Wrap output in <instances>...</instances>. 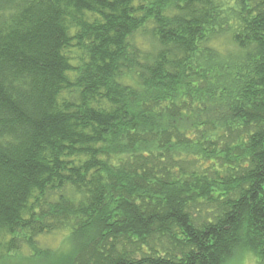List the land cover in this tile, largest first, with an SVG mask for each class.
<instances>
[{
    "label": "trees",
    "instance_id": "16d2710c",
    "mask_svg": "<svg viewBox=\"0 0 264 264\" xmlns=\"http://www.w3.org/2000/svg\"><path fill=\"white\" fill-rule=\"evenodd\" d=\"M249 254L264 0H0V264Z\"/></svg>",
    "mask_w": 264,
    "mask_h": 264
},
{
    "label": "rangeland",
    "instance_id": "374dc122",
    "mask_svg": "<svg viewBox=\"0 0 264 264\" xmlns=\"http://www.w3.org/2000/svg\"><path fill=\"white\" fill-rule=\"evenodd\" d=\"M64 235H65L64 232H56V233L41 237V240H42L43 245L55 249L62 245V239L64 238ZM258 260L259 258L257 256L249 254L243 259V262L241 263L242 264H264V259L262 260V263H259Z\"/></svg>",
    "mask_w": 264,
    "mask_h": 264
}]
</instances>
